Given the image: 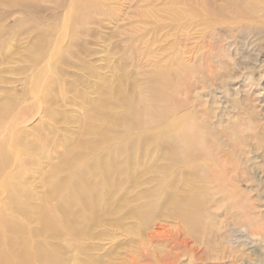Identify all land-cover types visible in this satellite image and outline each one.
Wrapping results in <instances>:
<instances>
[{"label": "rangeland", "instance_id": "1", "mask_svg": "<svg viewBox=\"0 0 264 264\" xmlns=\"http://www.w3.org/2000/svg\"><path fill=\"white\" fill-rule=\"evenodd\" d=\"M7 1L0 0V113L6 111L0 128L1 120L19 123L0 137V184L17 172L11 183L22 190L24 210L0 190V221L21 229L24 242L15 243L16 250H38L53 264H264V6L250 8L255 3L246 0H76L69 9L68 0H22L32 6L16 10ZM89 3L97 10L90 12ZM69 10L74 17L67 19ZM161 72L171 83L170 118L206 125L211 143L204 150L218 149L222 158L225 152L229 163L216 167L226 179L202 177L196 184L204 201L197 230L191 235L166 214L146 224L131 216L126 198L154 188L148 183L154 173L142 175L150 169L147 158L113 177L114 194L101 191L97 219L75 205L73 231L43 230L38 207L50 200L55 183L64 184L67 165L88 153L78 143L99 141L96 134L104 133L108 145L118 148L124 110L119 97L131 101L126 88L136 84L140 105L152 106L151 87ZM85 124L93 128L89 134L81 129ZM179 167L174 169L182 173ZM181 173L174 181L179 194ZM237 173L243 178L234 180ZM187 178L191 186L193 177Z\"/></svg>", "mask_w": 264, "mask_h": 264}, {"label": "bare ground", "instance_id": "2", "mask_svg": "<svg viewBox=\"0 0 264 264\" xmlns=\"http://www.w3.org/2000/svg\"><path fill=\"white\" fill-rule=\"evenodd\" d=\"M68 1L69 2L66 3L67 7L69 9H73V5L75 4L76 0H68ZM193 1L194 0H191V2H193ZM176 2L185 3L184 0H176ZM246 2L247 3L249 2V4L255 3V5L250 6V8H254L256 6V4L259 5L258 7L264 6V0H246ZM26 3H27V6H29V7L32 6L31 3H28L27 1L24 2L22 0H18V1L8 0L6 2L9 9L14 8L16 10L18 9V6H20V5L26 6ZM149 3H150V1H149ZM198 4H201V2ZM244 4L247 5L246 3H244ZM16 6H17V8H16ZM234 6H235V4H234ZM86 7L91 8L90 12L93 10H97V8H98L94 3H92V4L89 3L88 5H86ZM201 7H204V5H201ZM261 9L262 8L259 9L262 12V13H260V16L264 17L263 9L262 10ZM228 10H230V9H228ZM211 11L214 13H217L220 11V8L212 7ZM244 11H246V10H244ZM11 13H13V12H11ZM238 13H241V12L239 11ZM252 13H255V11L252 10ZM66 14H67V17H66L67 19H69L70 16L74 17V13H72L71 10L66 12L65 16H66ZM225 15H227V14H225ZM77 16L78 15L75 14V17H77ZM114 17H116V16H114ZM205 17H207V16H205ZM219 19H221V18H219ZM250 20H252V19H250ZM74 27H75L74 29L79 28V30H81L80 24H75ZM71 28H72V26H71ZM71 28L69 27V31ZM262 28H261V30H262ZM65 33H67V32L65 31ZM211 70H213V69H211ZM176 73H177V71H176ZM204 73H207V72L205 71ZM164 74H165L164 72L159 73L158 74L159 75L158 80H160V81L158 82L159 84H157L158 86L153 85L151 87L150 96H151V98L154 99L155 103L152 104V106H150V107L140 105V101H141L140 95L142 94V92H141V90H139V87L136 86V84H131V85L127 84L128 87L126 89L129 92L128 96H129V98L132 97V99H131V101H129L128 98L126 99L125 95H121L119 97V103L121 105V108L124 110H123V113L119 116L123 120V125L120 123H118V125H117L118 128L119 127L121 128V134H122L121 141H120L121 143H120V146H118V148L110 147L108 145L110 139L107 137V135H104V133L96 134L97 136L99 135V141H94V142L93 141L92 142L82 141L79 143H78V141H74V142H77L79 144V147H82L84 149H88V153L86 155L78 154L76 156L77 160L75 163H73L72 165H69V166L67 165L68 163L66 164L67 165L66 169L69 173V176L66 179V181L64 182V184L62 185L61 183H55L53 185L52 189L50 190L51 198L48 196H45V197L50 198V200L49 201L46 200L47 202H45L43 204H40V205L38 204L39 205V207H38L39 213H40L41 219H42V225L44 227V229H43V227L41 229H43L45 231L49 230V229H53V231L55 230L56 232L62 231V230L63 231L67 230L68 232L73 231L74 228L72 227L70 214L72 211L71 209L75 205H80L79 212L85 213L89 220H91V221L95 220L96 215H97L96 210L98 209L97 207L99 206V195H100L101 191L102 190L107 191L108 195L110 192L114 194L116 191H118V188L116 187L118 183H116L117 179L115 181H113V177L116 175L118 178L120 176H123V174H125L127 171L132 172V170L135 166L140 167V165H144V161L147 158L148 160H150V162H149L150 164L148 165V167L150 169L148 170L146 167H144L145 172L142 173V175L147 174V173H154L155 174V175L154 174L150 175L149 182L147 181L148 183H152L154 188H152L151 190H146L144 192L142 191V193H140V194L137 193L132 198L129 197V200H128V198H126V200H127L126 202L131 204V205H129V207H130L129 211H130V213H132L131 216H133V218L142 222L143 224H146L156 214H159V215L166 214V216H168V217H175L176 219H178L180 222V223L178 222V224H181V226L184 228V231L186 230L191 235H192V233H194L197 230L200 222H202V221L197 219L196 217H197V215H199V212H203L202 210H203V202L204 201L202 202V200H201L203 195L198 196L197 192L195 191V189L197 188L196 184H198L199 179H201L202 177H206L207 179H209L210 182H217V181L219 182L220 180L226 179V178H223L224 172L219 171L216 167L217 166H223L228 160L226 157H224L226 155L225 152L223 153V155H224L223 158L219 157V152H217L218 149L214 150L212 153H210V151H209L208 152L209 154H207V151L204 150V148H206L207 145H209L211 143L210 141H207L208 138H206V136L208 135V133H207L208 127H206V125H204L203 123H201L199 121L201 126L196 125L195 127H193L192 125L190 126L184 120V117L182 119H180L179 121L177 118H174L176 116H174L173 118H170L171 114L173 113V110L171 109V106L169 105V101H168L171 99V97H169L170 96L169 95V93H170L169 87H170L171 83H170V80L168 79V77L166 78ZM183 77H182V79H183ZM207 82H208V79H207ZM35 89L32 87V90L30 92L36 91ZM33 97H35V94ZM132 101L136 103V106H134L132 104ZM3 111H5V110H3ZM142 114H145V115L142 116ZM0 115H1V118H3L6 115V111L3 113H0ZM93 116H95V115L93 114ZM182 116H184V115H182ZM86 117H87V119H91L92 116H86ZM144 117L146 120L144 119ZM147 118H148V120H147ZM1 121H2L3 125L0 128V137L3 134L7 133L6 130H8L12 127H15V125L17 123H19L18 120L16 122L13 121V122H9V123L5 122L6 119L4 120V122H3V120H1ZM93 121H95V119H93ZM180 121H182L183 123H179ZM106 122H107V120H106ZM197 127H198V129H194ZM91 128H92L91 126H87L85 124V126L83 125V128H81V129L83 130V133L89 134L90 130H93V128L92 129ZM155 129H157V130H155ZM2 140H0V145H1ZM111 141H110V143H111ZM73 144L75 145V143H73ZM214 149H215V147H214ZM120 157L122 158V161H119ZM240 158H242V157H240ZM1 159L2 158L0 155V174H1V168H2L1 162H3V160H1ZM24 159H25V157H24ZM254 159H255V157H254ZM61 161H62V159H61ZM162 161H164L165 163H161L162 165L159 166V164L157 162H162ZM198 161H201V163ZM66 162H68V161L66 160ZM145 163L147 164L148 161L146 160ZM242 163L243 162H240L238 164L241 165ZM245 163H246V161H245ZM21 164H23V162ZM21 164H20V167H22ZM26 164H27V161H26ZM121 165H122V169H120ZM176 166H181L179 168L182 169V173H181V171L178 172L174 169ZM4 168H6V167H4ZM159 169H160V171H158ZM211 169H213V170L215 169L216 174L213 171L209 172ZM20 170L22 171V169H20ZM240 171L242 172V170H240ZM156 172L157 173L159 172L161 175H158V174L156 175ZM229 172H231V171H229ZM180 173L182 174L183 177L185 176L184 177V180H185L184 185L186 187L184 186V188L180 191V194H179L177 191V187L174 186V181L176 179H179ZM8 174H9L8 175L9 180L5 184H0V190L7 194V197L9 198V200L12 203L16 204V209L18 211H20V213H21L24 210V206H23V202L19 196H22L23 194L20 195L18 193V191L21 189L17 190L18 187L15 184V182H14V184L11 183V181H13L15 179V177L17 176V172L16 173L10 172ZM129 176H131V174ZM136 176H138V175H136ZM187 177H193V182L191 183L192 184L191 186H190V182H189ZM96 178H98V181H96L97 180ZM219 178H221V179H219ZM233 178H234V180H236V178L241 179V178H243V176L237 173V174H234ZM130 179H131V177H130ZM135 180H132V181H135ZM179 181H180V179H179ZM58 182H60V181H58ZM22 183H21V185H22ZM129 183L132 184V182H129ZM128 190H130V189H128ZM127 194H128V192H127ZM104 196L106 197V195H104ZM140 200H142V201H140ZM218 201L219 200H217V202ZM6 203H8V202L6 201ZM168 204L170 205L169 207H167ZM109 206H112V205H108L107 207H109ZM1 211H3V210H1ZM76 214H78V213L76 212ZM72 216H73V214H72ZM38 217H40V216H38ZM100 217H102V216H100ZM234 218H235V216H234ZM117 220H119V219H117ZM14 224L11 221H3V220L0 221V264H53L51 261L48 260V257L46 256L45 253H40V251L38 253V250H33V252H28L27 249H25L23 251H17L16 250V248L14 246V245H16L15 243H17L18 241H20L22 243V242H24V239L21 236V231H20L21 229H17V226H15ZM107 225H108V223H107ZM185 233L186 232H184V234ZM11 234L14 236L11 237L10 236ZM63 234H64V232H63ZM69 237H70V234H69ZM71 237H72V235H71ZM184 237H185V235H184ZM73 239L75 240V238H73ZM237 239H238V237H237ZM36 243H37V241H36ZM35 246H37V245L35 244ZM41 250H42V248H41ZM63 263H65V262H63Z\"/></svg>", "mask_w": 264, "mask_h": 264}]
</instances>
